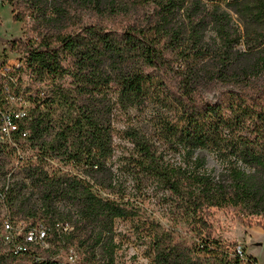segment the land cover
Returning a JSON list of instances; mask_svg holds the SVG:
<instances>
[{
	"label": "trees",
	"instance_id": "16d2710c",
	"mask_svg": "<svg viewBox=\"0 0 264 264\" xmlns=\"http://www.w3.org/2000/svg\"><path fill=\"white\" fill-rule=\"evenodd\" d=\"M20 1L47 32L39 33L38 46L24 47L17 72L49 85L35 94L27 88L32 105L20 132L30 133L44 160L61 154L82 174L58 177L31 167L10 185L1 208L13 221L44 223L53 246L48 259L37 260L0 241V264H64L58 252L75 242L84 250L80 264H105L94 253L99 247L114 264L115 222L138 216L126 196L129 183L161 191L168 206L170 225L146 228L156 264H256L237 246L234 254L224 250L210 217L226 208L264 214V0ZM74 3L131 21L120 30L81 27L67 7ZM229 10L243 29L232 25ZM209 85L224 87L215 102L203 96ZM111 89L124 111L150 107L152 127H127L117 136L97 97ZM116 136L130 147L117 145ZM208 155L218 170L207 169ZM7 166L0 162V172ZM26 204V218L15 220ZM182 226L201 240L193 249L173 235Z\"/></svg>",
	"mask_w": 264,
	"mask_h": 264
},
{
	"label": "rangeland",
	"instance_id": "374dc122",
	"mask_svg": "<svg viewBox=\"0 0 264 264\" xmlns=\"http://www.w3.org/2000/svg\"><path fill=\"white\" fill-rule=\"evenodd\" d=\"M187 1L188 5H190V0ZM76 3L72 7L70 6V8L69 6L67 7L70 9L73 22L76 25L79 24L81 27L98 24L107 29L120 30L127 22L131 21L127 16L104 17L96 14L93 8ZM223 7L226 8L225 5ZM229 12L231 17H233L232 25L234 24L236 27L243 29L240 17L234 11L229 10ZM18 15L21 16L19 20L15 18ZM35 16H39L37 11L34 13ZM35 28L38 30L34 31ZM46 32L47 28L42 27L37 20L33 19L32 10L28 11L24 8L20 0H11L8 5H0V60L8 59L16 61L25 58L24 47L31 42L34 46H38L40 43L39 33L44 35ZM209 35L211 36L210 32ZM15 39H20V41L14 47L7 44L8 41ZM258 81L259 85L263 87L264 76L260 77ZM70 82V78H66L62 84L68 88L70 87ZM32 85L34 87V94L39 89L47 92L49 90V85L44 87L38 82H33ZM223 89L224 87L221 85L216 88H214V85H209L208 88L204 89L203 96L215 102L220 97L219 94ZM97 97L100 99L99 109L102 115L111 121L113 130H115L117 136L126 130L127 127H141L142 129L144 127H152L151 118L153 113L150 107L143 106L142 108H131L124 111L116 104V96L113 89ZM54 108H57V106ZM42 111H46L44 107ZM117 136L115 139L117 145H120L122 148L130 147L128 143L121 141ZM122 148L118 149L117 156L123 152ZM207 158V169L218 170L217 160L211 155H208ZM46 163L48 173L58 177L66 174L75 176L82 174L73 164L66 162L64 156L61 154L58 157L48 159ZM125 188L127 199L131 197L137 207L138 216L129 221L117 220L115 222V237H113L115 239L114 264H156V253L153 249L152 239L149 237V234H146V228L153 222H159L168 227L170 225V222L167 220L168 206L162 200V192L150 185L142 183L134 185L129 183V185H125ZM104 194L106 195V193ZM24 209L26 212L20 213L19 217H16L15 220H20L23 217L26 218L27 204ZM6 215L8 214L0 206V223H2ZM10 215H12V212H9ZM210 221L213 226V236L215 240L224 246V250L234 254L235 247L239 246L243 251H246L247 258H252L256 264H264V214L245 216L240 210L234 208L214 209L212 210ZM173 235L178 237L182 245L188 248L193 249L196 243L200 244L201 242L195 231L189 232L183 226L179 232L173 233ZM70 247L74 251H77L82 259L84 258V250L79 248L77 242L72 243ZM94 253L101 257L105 261V264L109 262L108 251H105L102 247L97 248ZM58 254L61 256L59 258H65L66 251L59 250ZM193 256L196 257L194 253ZM25 263L22 262V264ZM244 264H248V262L246 261Z\"/></svg>",
	"mask_w": 264,
	"mask_h": 264
},
{
	"label": "built area",
	"instance_id": "2783aa9c",
	"mask_svg": "<svg viewBox=\"0 0 264 264\" xmlns=\"http://www.w3.org/2000/svg\"><path fill=\"white\" fill-rule=\"evenodd\" d=\"M10 2L11 0H0V5L5 6ZM23 66L21 60H0V162H7L9 167L0 172V204L4 203L10 185L24 179L26 170L31 167L46 170L47 166V161L42 158L39 150L32 148L30 133L20 132L19 129V122L26 118L32 105L31 101H27L31 95L26 92L32 83L28 76L20 77L17 72ZM2 210L8 215L1 223L0 241L5 246V241H12L13 248L8 249L16 256L29 254L37 260L48 259L47 252L52 250L53 245L49 241L47 226L42 222L33 225L28 220L13 221L7 207H2ZM237 251L244 256L241 247L238 246ZM64 256L65 258H59L61 256L57 255L59 263L80 264V256L74 249L70 248Z\"/></svg>",
	"mask_w": 264,
	"mask_h": 264
},
{
	"label": "bare ground",
	"instance_id": "6f19581e",
	"mask_svg": "<svg viewBox=\"0 0 264 264\" xmlns=\"http://www.w3.org/2000/svg\"><path fill=\"white\" fill-rule=\"evenodd\" d=\"M7 244L12 245L13 246V242L12 241H5Z\"/></svg>",
	"mask_w": 264,
	"mask_h": 264
}]
</instances>
